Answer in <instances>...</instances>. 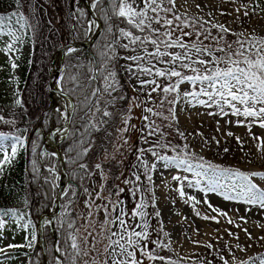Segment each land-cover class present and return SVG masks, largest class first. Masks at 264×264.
Returning a JSON list of instances; mask_svg holds the SVG:
<instances>
[{
    "label": "rangeland",
    "instance_id": "rangeland-1",
    "mask_svg": "<svg viewBox=\"0 0 264 264\" xmlns=\"http://www.w3.org/2000/svg\"><path fill=\"white\" fill-rule=\"evenodd\" d=\"M175 2L174 12L161 15L171 19L175 14L180 15L183 20L195 21V25L190 23L189 27L183 29L186 32H194L204 24L205 29H211L213 36L223 37L219 44L211 40H205L204 44L214 48H227L230 44L237 48L239 40L244 42V47L247 48L264 39V0H185L186 8L181 11L179 0ZM87 3L90 6L92 4L90 0ZM129 3H132V0H129ZM142 3L143 0H135L133 6L139 9ZM165 7L170 8L171 5ZM32 17L36 18V15ZM35 18L29 22L35 45L24 43L22 50L15 52L12 36L0 35V104L4 108L19 105L16 103L19 100L25 108L31 107L37 112L41 108L42 99L46 100V104L49 103L48 82L50 73L53 72V59L57 50L70 41H66L65 35L62 36L60 32L61 46L58 47L57 44L55 47L54 44L50 48L52 33L49 34L46 22H38ZM212 25L223 26L229 31L221 32ZM175 34L180 35V31L177 30ZM195 39L193 35L188 42ZM117 42L121 70L130 87L131 101L128 113L119 123L111 150L102 155L101 159L116 165L118 178L109 188L107 173L101 172L97 167L81 191L71 194L72 201L67 204L66 212L74 213L75 217L70 246L74 237L79 249V254L73 249L77 264H105V261L112 264L109 254L111 249L108 252L105 249L109 245L107 237L111 236L112 232H118V228L110 223L106 224L105 221L106 217L108 220L115 219L121 209L125 213L122 218L131 224L135 231H146L148 234L146 239L139 241L136 250V258L141 264H164L162 259L167 257L185 264H225V261L227 264H259L257 258H264V207L259 200L250 202V195L239 187L243 181L220 170L242 172L250 177V182L256 185L257 189L264 192V179L259 175H251L264 173V127H260L258 121L242 115L237 117L246 121L244 125L227 122L228 117L232 115L229 109L230 112L227 111L226 115H217L214 118L213 126L223 129L222 132H215L212 128L207 129L208 132L203 135L191 127L186 128L195 109L188 107L183 110L182 114L187 115L184 117L186 121L183 122L178 114L179 102L185 92H196L200 85L193 87L188 83L181 84L177 103L172 105L165 101L161 105L162 93L153 92L149 97L147 90L140 88L141 79H150L139 73L137 65L143 64V61L127 59L142 55L141 46L129 44L121 35V31L118 33ZM125 44H129L127 49L123 47ZM8 45H12L11 50H8ZM147 47L149 51L153 50L151 45ZM13 64L16 65L15 68L12 67ZM165 66L157 64L160 68ZM129 68L132 71H129ZM24 74L26 79H23L22 87L16 81ZM185 74L192 75L187 70ZM156 79L161 85L169 83L164 78ZM174 96H177V93H172L167 99L171 100ZM198 99L208 100L206 96H200ZM183 101L184 105L187 101L196 100L189 96ZM212 103L209 102L210 105ZM173 107L174 118L168 111ZM145 108H152L153 112L162 115L146 113ZM217 110H220L218 106ZM145 115L149 116V121L143 119ZM149 122H152V127L158 128V131L155 135L147 136L145 142L148 132L145 126ZM0 130L10 131L8 137L21 136L13 124L3 118L0 119ZM13 142H4L8 154ZM157 142L167 144V147H155L154 150L159 155L172 160H186L193 170L187 171V165L183 164L179 167L172 164L165 168L164 162L153 157L150 152H144L141 156V149L153 148ZM20 145L23 146L22 143ZM1 158H4L3 153H0V163ZM141 159L146 160L149 165H157L156 170L150 173L152 182L146 178ZM47 170L53 174V182L57 185L59 174L53 168ZM137 176L140 177L139 181L136 180ZM175 176L181 179H173ZM126 180L129 182L125 183ZM181 189L183 196L180 195ZM256 194L259 195L258 192ZM141 202L146 205L143 209L146 215L143 219L139 216L133 219L131 214ZM145 222L146 229L135 227ZM158 227L161 229L163 249L155 246L156 235L159 234ZM111 239H119V234ZM29 242L30 246H26ZM36 245V231L27 232L20 224L0 226V249H4L0 251V264H6L11 259H14V264H29L28 255ZM149 254L155 259H149Z\"/></svg>",
    "mask_w": 264,
    "mask_h": 264
},
{
    "label": "trees",
    "instance_id": "trees-1",
    "mask_svg": "<svg viewBox=\"0 0 264 264\" xmlns=\"http://www.w3.org/2000/svg\"><path fill=\"white\" fill-rule=\"evenodd\" d=\"M90 1H94L93 11L101 22V30L89 53L78 49L65 55L59 75L61 91L73 101L74 111L69 129L58 143L64 158L68 187L61 198V211L53 223L55 236L49 226L43 228L48 264H57L54 238L62 264H73V261L77 264V256L70 246L75 217L74 213L66 212V207L72 201V192L81 191L97 165L101 172L107 173L109 188L118 178L116 165L103 162L101 158L111 150L119 123L128 113L131 101L130 87L121 70L117 42L121 29L131 30L124 18L115 14L118 8H114V3L119 5L121 0ZM14 12L24 19L13 16ZM33 15L38 22H46L49 34L52 33L50 48L54 44L55 47L57 44L61 46L60 32L66 41L82 43L87 39L88 13L81 0H20L19 5L16 0H0V16L4 17L0 35L14 34L10 36L15 52H20L24 43L35 45L29 23L35 18ZM134 34L141 35L135 31ZM23 79H26V74L16 81L22 87ZM106 84L111 85L107 90ZM104 111L110 115L104 116ZM0 115L21 133L23 141V146L17 145L14 157L10 151L9 160L1 158L0 222L3 225L20 224L25 231L33 232L37 230L40 216L49 213L57 193L53 174L47 168L59 171L57 159L50 154H43L41 165L40 149L46 134L62 125L63 120L45 99H42L37 112L22 104L13 108H4L0 104ZM0 134L8 136L11 132L0 130ZM160 232L158 227L155 246L163 249ZM28 258L29 264H43L41 249L37 245ZM162 261L164 264H185L169 257ZM13 262L11 259L6 264Z\"/></svg>",
    "mask_w": 264,
    "mask_h": 264
},
{
    "label": "snow or ice",
    "instance_id": "snow-or-ice-1",
    "mask_svg": "<svg viewBox=\"0 0 264 264\" xmlns=\"http://www.w3.org/2000/svg\"><path fill=\"white\" fill-rule=\"evenodd\" d=\"M17 5L20 4V0H16ZM129 0H121L119 5L114 3V8H118L116 15L127 22L131 30L121 29V35L129 41L131 45H140L142 48V55L127 57L133 61H143V64H138L139 73L142 76L150 77V79H141L139 81L140 88L147 90V94L151 97L153 92L162 93L161 105L165 101L167 103L175 105L179 98V88L183 83H188L193 87L200 85L199 90L196 92H185L184 98L189 96L196 100L197 103L210 106L209 102H214L220 111L224 112V107L227 106L231 110V114L235 116H244L245 118H252L259 122L260 127H264V39L258 41L255 44H251L250 47H244V42L237 41L239 47L233 48L232 45L225 47H212L204 44L205 40H211L216 44L223 39L222 36L216 37L211 33V29H205L204 24H201L199 29L194 32H186L183 29L189 27V24L195 25V21L183 20L180 15H173V18L169 19L161 13L174 12L176 7L175 0H143L142 7L137 9ZM165 5H171V7H165ZM95 7V5H93ZM199 7V6H198ZM13 16H19V19L24 17L18 12H14ZM4 20L3 16H0V25ZM179 22V23H175ZM207 23V22H204ZM157 25L158 27H155ZM92 25L89 26L91 28ZM214 28H219L221 32H228L229 30L223 28V26L212 25ZM135 32L141 33V35L134 34ZM180 31V35H176V31ZM9 35H14L9 33ZM195 35L196 39L191 40V37ZM203 37V39H201ZM185 38H188L187 40ZM129 44L123 45L124 48H128ZM147 45H151L153 50L149 51ZM12 45H8V50H11ZM135 50V49H133ZM173 50V51H170ZM75 49H68V53L74 52ZM216 53H222L217 55ZM155 61V63H154ZM157 64L166 65L163 68L157 67ZM197 65L199 67H197ZM16 67L15 64L12 65ZM132 71L131 68L128 69ZM185 70L190 71L192 75H186ZM110 75H112L110 73ZM156 77L164 78L169 81L166 85H161ZM173 78H176L173 80ZM111 87L110 84H106L105 90ZM172 93H177L171 100H168V96ZM95 95V93H93ZM206 96L207 101L199 100L198 97ZM191 103V101H187ZM20 104V101H16ZM99 110V109H98ZM146 113L160 116L161 113L153 112L152 108H145ZM168 111L175 117V110L169 108ZM104 116H109L107 111L103 112ZM167 119L168 117H164ZM2 119V118H0ZM144 120L149 121V116L145 115ZM127 122V121H125ZM148 128L145 142H147V136L155 135L158 128L152 127V122H149L146 126ZM126 130V129H125ZM162 135V134H161ZM231 135V133H229ZM7 140L14 141L11 143V156H15L17 153V145L23 143L20 137H8L4 134H0V153H3L4 160L10 159L4 142ZM155 147H167V145L157 144L153 148L141 149L140 154L144 152H150L153 157H156L159 161L164 162V167L169 165H187L186 170L192 171V165L186 160H172L167 156L159 155L155 151ZM140 159V156H138ZM141 165L145 170L146 178L149 182H152L151 172L156 170V163L148 164L146 160L141 159ZM99 167V165H97ZM203 167V165H201ZM211 168V165H209ZM213 171H216L213 169ZM222 173H226L230 176L239 178L244 183L239 187L250 195V202L259 200L262 207H264V192L256 188V185L250 182V177L242 172L231 170H220ZM199 175V173H196ZM252 176H257L264 179V173H252ZM140 177L137 176L136 180L139 181ZM175 180H180L181 177H173ZM129 181H125L128 183ZM139 190V189H137ZM255 190V191H254ZM122 191V190H121ZM259 193L257 195L256 193ZM180 195L183 196L184 192L181 189ZM146 205L141 202L136 205V210L132 212L131 216L135 219L139 216L143 219L146 213L143 209ZM115 207L113 211H115ZM215 210V209H214ZM107 213V209H105ZM125 215L123 210H120V214L113 220H108L106 217L105 223L115 225L118 228V232H112L111 236L107 237L109 245L105 249L106 252L110 251L112 258V264H141L136 258V250L139 247V241L147 238L146 231H135L134 227L127 223L122 217ZM159 215V213H157ZM2 226V223H0ZM135 227L147 228V223L143 225H136ZM131 229V230H129ZM119 239L112 240L111 237L117 236ZM34 239V237H33ZM251 239V236H249ZM124 243H121V241ZM30 243L26 246H30ZM115 246V247H114ZM9 247H20L17 245H9ZM146 247V246H145ZM210 247V245H209ZM71 248L76 250L79 254L78 245L73 237ZM117 249H119L117 251ZM4 251V249H0ZM59 251V249H57ZM149 259H155L154 256L149 254ZM259 264H264V258L258 257ZM60 264V262H58ZM73 264L75 262L73 261ZM107 264V261H105ZM227 264V261H225ZM247 264V262H245Z\"/></svg>",
    "mask_w": 264,
    "mask_h": 264
},
{
    "label": "water",
    "instance_id": "water-1",
    "mask_svg": "<svg viewBox=\"0 0 264 264\" xmlns=\"http://www.w3.org/2000/svg\"><path fill=\"white\" fill-rule=\"evenodd\" d=\"M84 3L87 0H81ZM87 12H88V16L90 19H92L95 24V30L94 32L89 35L88 39L84 42V43H75V42H68L65 43L61 48L58 49V54H59V65L58 67L50 74V78H49V82H48V91H49V104L50 107L54 108L56 111H59L57 108H55L52 104L51 101V89H50V83L52 80L54 79H59V74L60 71L62 69L63 66V62H64V56L68 53V49H83L85 50L87 53H89V49L91 47V44L93 43V41L96 39L98 33L101 30V23L100 21L95 17L93 10L89 7V5H85ZM58 93L69 102V111L66 117V120L63 121V125L52 129L45 137H44V141H43V145L42 148L40 150V154L41 153H51L57 160H58V165H59V169H60V177H59V182L57 185V195L55 197L54 200V205L52 207V209L50 210V212L48 214L42 215L37 223V245L38 247L41 249V254H42V260H43V264H48V260L46 257V251H45V244H44V239H43V228L44 226L48 225L51 228V231L53 233V235H55V231H54V225L53 222L56 219V217L59 215L60 211H61V197L66 193L67 190V186H68V177H67V173L64 170V162H63V156L61 155V153L58 150L57 144L58 141L57 140H52L51 138V134L53 132V130L57 129L58 131H60V136H65L68 129H69V123L71 121L72 115H73V111H74V103L73 101L64 93H62L61 89L59 88ZM48 139H50L52 141V146H53V150L52 151H48L47 150V142ZM40 159H41V155H40ZM40 163L41 160H40ZM55 241V254L58 257V251H57V243L56 240ZM58 262L61 263V261L58 258Z\"/></svg>",
    "mask_w": 264,
    "mask_h": 264
},
{
    "label": "bare ground",
    "instance_id": "bare-ground-1",
    "mask_svg": "<svg viewBox=\"0 0 264 264\" xmlns=\"http://www.w3.org/2000/svg\"><path fill=\"white\" fill-rule=\"evenodd\" d=\"M179 2H180V4H179L180 10L179 11L184 10L186 8L185 0H179ZM90 25H92V27L89 28V35H91L94 32L95 27H96V24L92 19L89 22V26ZM58 65H59V54L57 53V55L53 59V71L58 67ZM50 89H51L50 94H51L52 104L55 108H57L61 112L63 121H65L67 114H68V111H69V102L66 99H64L58 93L59 85H58L57 79H54L51 81ZM184 99L185 98L182 95V99L180 100L181 103L179 102V113H178L180 115V119L183 122L186 121V119L184 117H187V115L182 114L183 110L185 108H188V107L189 108L194 107V109H195L192 111L190 119H188L189 126L186 125V128L191 127L193 130H197V131L202 132L203 135H204V133L208 132L207 129L210 130V129L214 128L215 132H222L223 131V129L218 128V126L217 127L213 126L214 125V118L217 117V115H226L227 111H229V108L227 106L224 107V112L222 113L220 110H217V105L214 102L210 106H206L205 104L197 103V101H191V103L186 102V104L183 105ZM227 122H231V123L233 122L235 124L241 123L243 125L246 123L245 120H241L235 115L234 116L230 115L228 117ZM59 132L60 131H58L57 129L53 130V132L51 134L52 140H57L59 138V135H60ZM51 143H52V141L50 139H48V142H47V150L48 151L53 150V146Z\"/></svg>",
    "mask_w": 264,
    "mask_h": 264
}]
</instances>
